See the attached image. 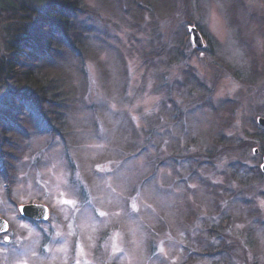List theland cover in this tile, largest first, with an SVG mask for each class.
<instances>
[{"label": "rangeland", "instance_id": "374dc122", "mask_svg": "<svg viewBox=\"0 0 264 264\" xmlns=\"http://www.w3.org/2000/svg\"><path fill=\"white\" fill-rule=\"evenodd\" d=\"M43 45L59 120L0 138V264H264V0H79Z\"/></svg>", "mask_w": 264, "mask_h": 264}, {"label": "trees", "instance_id": "16d2710c", "mask_svg": "<svg viewBox=\"0 0 264 264\" xmlns=\"http://www.w3.org/2000/svg\"><path fill=\"white\" fill-rule=\"evenodd\" d=\"M78 8L79 0H0V16L4 15V24H0L3 27L0 138L3 140L6 139L3 135L14 125L12 120L19 119L31 107L59 120L54 105L60 102L57 100L62 93L55 79L39 65L43 57L39 49L53 34L69 30Z\"/></svg>", "mask_w": 264, "mask_h": 264}, {"label": "water", "instance_id": "95a60500", "mask_svg": "<svg viewBox=\"0 0 264 264\" xmlns=\"http://www.w3.org/2000/svg\"><path fill=\"white\" fill-rule=\"evenodd\" d=\"M191 37L193 42L197 45V47L201 48L204 46V42L202 41V36L200 32L195 27L190 28ZM258 122L261 125H264V117L258 118ZM257 151V149H255ZM261 169L264 172V158L263 163L261 164ZM20 211L23 215L31 217L32 219H46L48 217V208L43 204H27L20 207ZM6 226V227H5ZM8 229V222L0 217V233L4 232Z\"/></svg>", "mask_w": 264, "mask_h": 264}, {"label": "snow or ice", "instance_id": "6c2138e0", "mask_svg": "<svg viewBox=\"0 0 264 264\" xmlns=\"http://www.w3.org/2000/svg\"><path fill=\"white\" fill-rule=\"evenodd\" d=\"M64 203H68V204H73L74 205L75 202L74 201H70V200H65ZM101 215H104V213H101ZM6 239H7V237H6Z\"/></svg>", "mask_w": 264, "mask_h": 264}, {"label": "flooded vegetation", "instance_id": "af4514ba", "mask_svg": "<svg viewBox=\"0 0 264 264\" xmlns=\"http://www.w3.org/2000/svg\"><path fill=\"white\" fill-rule=\"evenodd\" d=\"M25 218H26V217H25ZM32 221H33V220H32ZM33 222H36V221H33ZM0 235H1V234H0ZM6 237H7V239H6ZM4 240H5V241H8V240H9V237H8V236H5V237H4Z\"/></svg>", "mask_w": 264, "mask_h": 264}]
</instances>
